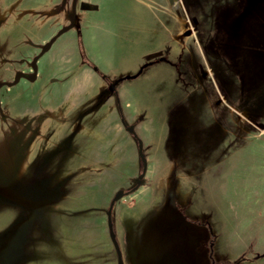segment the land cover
I'll return each mask as SVG.
<instances>
[{"label": "rangeland", "instance_id": "1", "mask_svg": "<svg viewBox=\"0 0 264 264\" xmlns=\"http://www.w3.org/2000/svg\"><path fill=\"white\" fill-rule=\"evenodd\" d=\"M121 1L106 0L104 8L131 3ZM18 2L0 0V83L12 82L19 72L30 75L43 42L66 41L68 34L55 37L65 27L62 23L68 26L70 15L77 13L74 0L65 8L63 0H56V28L49 36L22 15ZM171 2L192 33L181 72L195 86V121L203 123L195 125V171H146L149 186L142 184L134 191L146 164L140 155L138 159L130 154L122 171L93 167L97 159L90 147L86 154L81 151L80 127L62 132L71 95L51 73L49 58H42L61 51L53 46L38 62L36 82L25 78L0 89V264H119L108 212L120 192L125 197L115 204L112 220L124 264L183 262V256H175L184 246L181 241L194 250L195 264H211L208 229L186 218L210 223L217 235V260L264 264V0ZM39 16L35 21L42 19ZM122 20L111 25V32L122 33L134 22L130 15ZM87 60L82 57L81 63L102 76ZM118 68L117 63L110 66L109 78ZM193 74L194 82L189 79ZM106 76L102 77L111 83ZM72 96L73 107L78 95ZM176 98L165 102V112ZM187 105L177 110L184 121L191 120ZM229 116L230 145L227 130L223 133L216 123L220 118L227 125ZM171 131V155L181 156L187 139L178 128ZM140 191L147 192L150 207L163 203L157 204L158 211L141 212L145 205L137 199L143 208L134 212V217H141L135 241L121 221Z\"/></svg>", "mask_w": 264, "mask_h": 264}, {"label": "crops", "instance_id": "2", "mask_svg": "<svg viewBox=\"0 0 264 264\" xmlns=\"http://www.w3.org/2000/svg\"><path fill=\"white\" fill-rule=\"evenodd\" d=\"M55 1L19 0L17 5L21 6L22 15L32 19L30 21L36 24L37 30L41 29L46 35L51 36L56 28V23L52 20ZM104 1L106 0H76L79 28L65 33L68 34L66 41L60 42L59 39L54 42L55 48L58 45L61 47L57 55L42 57H46V60L49 58L47 61L51 73L59 76L67 94L71 95L69 98L71 112L69 117L67 116L68 122L63 126L62 132H65L66 128L79 126L82 154L90 147V152L94 153L97 159L93 167L122 171L125 169L124 161L126 158L130 159V154L133 158L139 159V153L137 154L139 143L126 129V125L134 126L146 154L143 170L195 171V125L203 123L195 121V99L192 98L195 95V86L188 82L181 72L184 59L192 47L190 43L192 33L186 35L188 30L185 29L179 8L173 6L172 2L169 3V0H129L131 2L129 6L109 9L104 8ZM112 1L107 0V3ZM35 15H42V19L35 21ZM129 15L134 19L133 24L127 25L128 28L122 33L111 32V25L117 19L122 20L124 16ZM122 21L118 26H121ZM62 24L67 26L66 23ZM80 40L91 64L103 75L106 74L111 83L135 75L145 64H152L140 76L118 83L114 91L111 90V83L108 80L91 66L81 63ZM114 63L118 64L119 71L114 72L109 78L107 72ZM189 79L194 82L195 74ZM73 93L78 96L74 99L76 105L72 107ZM174 95L178 100L165 112L163 110L167 105L165 102ZM186 102L188 105L185 109L188 110L191 119L188 121L182 120L177 111ZM210 105L214 110L215 103ZM216 123L220 128L222 126L223 133L227 130L229 135L227 144L230 145V116L227 125L226 121L222 122L220 118ZM172 128H178L181 135L187 139L181 156L171 155L173 146H169L168 136L172 133ZM73 130L74 128L72 132ZM87 142L95 144L98 150L89 146ZM125 145L129 156L125 152ZM205 157L209 156H200ZM135 163L136 168H139V162ZM146 181L147 178L144 180V187L149 186ZM146 193L137 192L135 196L139 197L135 199L134 204L126 206L125 212L123 211L122 226L129 234V238L134 240L141 225V217H134V212L143 208L139 207L137 199L143 201L145 205L143 208L145 210H140L141 212L150 209L158 211L156 206L159 203L155 202L156 206L150 207L149 202H146L148 200ZM162 203L160 201L159 205ZM183 227L188 231L193 230L187 225ZM180 243L184 244L180 247L181 252L174 253L176 257L183 256L184 260L182 262L178 259L176 264H195L194 250L188 246L187 241Z\"/></svg>", "mask_w": 264, "mask_h": 264}, {"label": "water", "instance_id": "3", "mask_svg": "<svg viewBox=\"0 0 264 264\" xmlns=\"http://www.w3.org/2000/svg\"><path fill=\"white\" fill-rule=\"evenodd\" d=\"M67 3H68V0H63V3H62V8H65L67 6ZM70 21L71 23L62 28L56 35V39L61 37L62 35H64L65 33H67L69 30H72V29H77L79 28V25L77 23L78 21V16H77V13L74 12L70 15ZM191 34V31H188V33L186 35H190ZM55 40L52 39L51 41L47 42L43 47H42V51H41V54L40 56L46 54L47 52H49L51 50V48L53 47V44H54ZM40 56H37L33 59L32 61V70H33V74L30 76L29 78V81L30 82H35L37 80V71H38V62H39V59H40ZM25 76L24 73L22 72H19L17 75H16V80L18 79H21ZM117 82V81H116ZM118 83H115L114 86H111V88L113 90H115L116 88V85ZM126 129L127 131L133 135L138 143H139V155H140V158L144 161V163H146V157H145V154H144V145H143V142L139 139V137L137 136L136 132H135V128L134 126H127L126 125ZM145 177H146V171L144 170L143 173L139 176V179L137 181V186L135 187L134 191H136L138 188H140V186L144 183V180H145ZM125 197V194L123 192H120L118 193L112 200V203L110 205V209H109V212H108V217H109V229L111 231V239L114 243V246L117 250V253H118V258H119V264H124V261H123V255H122V252L120 250V246H119V243L117 241V235L116 233L114 232V225H113V220H112V216H113V209H114V206L115 204L120 201L122 198Z\"/></svg>", "mask_w": 264, "mask_h": 264}, {"label": "trees", "instance_id": "4", "mask_svg": "<svg viewBox=\"0 0 264 264\" xmlns=\"http://www.w3.org/2000/svg\"><path fill=\"white\" fill-rule=\"evenodd\" d=\"M80 49H81V55L83 57V60L85 61V63H88V60H87V57L85 55V52H84V49H83V46H82L81 41H80ZM151 64L152 63H148V64L143 65L140 68V70L135 75L121 78V79L117 80L116 83H121L123 81L129 80V79H133V78H136V77L140 76ZM112 86H114V85H112ZM186 219L189 222L193 223V224L196 223L197 225L204 226V227H206L208 229L209 235H210L209 241H208V248H209V259H210L211 264H233L231 261H228V260H217L215 258V255H214L215 252H214V250H215V244L217 242V235L213 231V229H212V227H211V225H210V223L208 221H206L205 223H200L199 221L195 222V221L189 220L188 218H186Z\"/></svg>", "mask_w": 264, "mask_h": 264}, {"label": "flooded vegetation", "instance_id": "5", "mask_svg": "<svg viewBox=\"0 0 264 264\" xmlns=\"http://www.w3.org/2000/svg\"><path fill=\"white\" fill-rule=\"evenodd\" d=\"M69 1V0H68ZM76 0H74V2H75ZM68 4V3H67ZM74 5H76V3H74ZM75 7V6H74ZM41 54V53H40ZM40 54L39 55H37V56H40ZM36 56V57H37ZM43 56V55H42ZM42 56H40V58L42 57ZM35 58V57H34ZM40 60V59H39ZM33 61V60H32ZM31 67H32V62H31ZM23 73V72H22ZM34 72H33V70H32V73L30 74V75H25L23 78H21V79H18V80H16V75H15V77H14V80L12 81V82H8V81H3V82H1L0 83V89L1 88H3V87H8V88H12V87H14L15 85H16V83H18L19 81H21V80H23V79H25V78H27V79H29L30 78V76L33 74ZM25 74V73H24ZM37 79H38V73H37ZM37 81V80H36ZM35 81V82H36ZM30 82V81H29ZM32 83H34V82H32ZM116 82H114V83H111L110 84V88H111V86L112 85H114ZM111 90H113L112 88H111ZM115 91V90H114ZM0 107H1V104H0Z\"/></svg>", "mask_w": 264, "mask_h": 264}, {"label": "built area", "instance_id": "6", "mask_svg": "<svg viewBox=\"0 0 264 264\" xmlns=\"http://www.w3.org/2000/svg\"><path fill=\"white\" fill-rule=\"evenodd\" d=\"M176 2L179 1V0H175Z\"/></svg>", "mask_w": 264, "mask_h": 264}]
</instances>
